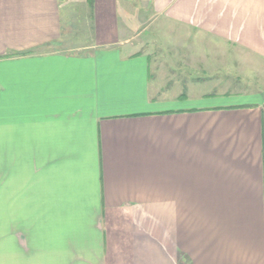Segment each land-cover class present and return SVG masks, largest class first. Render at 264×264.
<instances>
[{
	"label": "crops",
	"instance_id": "crops-1",
	"mask_svg": "<svg viewBox=\"0 0 264 264\" xmlns=\"http://www.w3.org/2000/svg\"><path fill=\"white\" fill-rule=\"evenodd\" d=\"M0 264H264V0H0Z\"/></svg>",
	"mask_w": 264,
	"mask_h": 264
},
{
	"label": "rangeland",
	"instance_id": "rangeland-1",
	"mask_svg": "<svg viewBox=\"0 0 264 264\" xmlns=\"http://www.w3.org/2000/svg\"><path fill=\"white\" fill-rule=\"evenodd\" d=\"M70 7V6H69ZM72 12L71 13V22L68 23V27L66 30L68 32H71L70 36H66V45H76L75 42L81 41L79 39L75 40V37L77 36L76 31H82L84 29L89 30L90 24H88V19L86 17V14L84 13L83 10H86L85 5H80V4H72L71 5ZM78 29V30H77ZM75 30V31H74ZM168 30V32L166 31ZM164 31V30H163ZM165 33L161 32V26L160 22H157L153 24L151 29L147 32L146 37L149 38V34H152L153 36V42H154V47L150 50H147L148 52L151 53L153 58H156L158 60L157 66L159 67L158 69L161 71L169 69L172 67L175 69L176 67L173 66H168V65H161L162 63L167 61H172L171 63H174L175 57L177 54V50L175 48H169L167 44H174V38H176L179 33L175 32V27L172 25H168L165 29ZM83 39L87 40L88 37L86 35L82 36ZM193 39V37H192ZM193 40H199V39H193ZM192 40V41H193ZM228 66L224 67L227 69ZM232 70L228 68L227 70H223L222 67L216 69V75L212 78L213 74L209 72L211 69V66L208 69L207 73L204 75V71L201 70V72H197L196 74V94H217V95H225V94H231L233 96H239L240 94H245L243 92L245 91H252L256 90L258 86V81L256 80L255 73L253 72H247V73H240L237 69L233 68ZM251 71V70H249ZM163 73H166L165 71H162ZM176 91V86L175 90L170 91V94H175Z\"/></svg>",
	"mask_w": 264,
	"mask_h": 264
},
{
	"label": "trees",
	"instance_id": "trees-1",
	"mask_svg": "<svg viewBox=\"0 0 264 264\" xmlns=\"http://www.w3.org/2000/svg\"><path fill=\"white\" fill-rule=\"evenodd\" d=\"M88 4H89L90 8H93V6H94V0H88ZM27 53H28V51L27 52H24L22 55H25Z\"/></svg>",
	"mask_w": 264,
	"mask_h": 264
}]
</instances>
